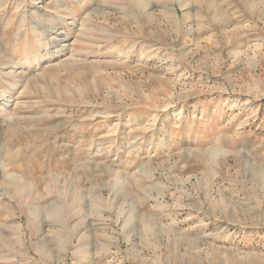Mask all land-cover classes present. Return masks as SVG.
Masks as SVG:
<instances>
[{
	"label": "rangeland",
	"instance_id": "obj_1",
	"mask_svg": "<svg viewBox=\"0 0 264 264\" xmlns=\"http://www.w3.org/2000/svg\"><path fill=\"white\" fill-rule=\"evenodd\" d=\"M131 1L0 0V264H264V0Z\"/></svg>",
	"mask_w": 264,
	"mask_h": 264
},
{
	"label": "bare ground",
	"instance_id": "obj_2",
	"mask_svg": "<svg viewBox=\"0 0 264 264\" xmlns=\"http://www.w3.org/2000/svg\"><path fill=\"white\" fill-rule=\"evenodd\" d=\"M131 2H132V4H133V6H135L136 8H140V7L142 6V1H141V0H132ZM18 198H19V197H15V196H13V200H14L16 203H17V201H18V203L20 204V201L18 200ZM0 243H2L5 247H7V248H9V249L12 248V243H11V241L7 240L6 238L2 237L1 235H0ZM3 245H1V246H3Z\"/></svg>",
	"mask_w": 264,
	"mask_h": 264
}]
</instances>
